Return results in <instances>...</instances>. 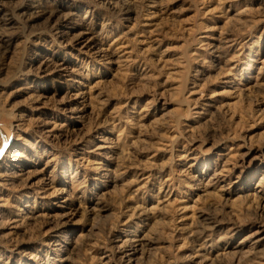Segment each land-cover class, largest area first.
<instances>
[{
    "label": "rangeland",
    "instance_id": "374dc122",
    "mask_svg": "<svg viewBox=\"0 0 264 264\" xmlns=\"http://www.w3.org/2000/svg\"><path fill=\"white\" fill-rule=\"evenodd\" d=\"M0 1V264H264V0Z\"/></svg>",
    "mask_w": 264,
    "mask_h": 264
},
{
    "label": "bare ground",
    "instance_id": "6f19581e",
    "mask_svg": "<svg viewBox=\"0 0 264 264\" xmlns=\"http://www.w3.org/2000/svg\"><path fill=\"white\" fill-rule=\"evenodd\" d=\"M40 0H28L27 3L25 4L26 5V8L27 9H31V10H34L35 12L37 13H40ZM36 13V14H37ZM14 16V15H13ZM8 14L6 12V10L3 9V5H2V2L0 1V42H1V28L2 26H7L9 25V18H8ZM11 18V17H10ZM12 19V18H11ZM3 130L4 128L0 125V130ZM6 129V130H5ZM4 130L7 131L6 135H0V155L2 154V152L4 151L7 143L9 142L10 140V137L11 135L9 134L10 133V126L6 127ZM15 157H20V154H15ZM263 182H264V177L258 182L255 184V187L257 188H261L263 187ZM209 219V218H208ZM212 224V222H211Z\"/></svg>",
    "mask_w": 264,
    "mask_h": 264
}]
</instances>
